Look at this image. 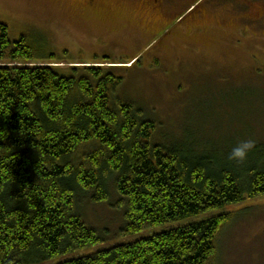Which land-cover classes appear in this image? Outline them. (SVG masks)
<instances>
[{
  "label": "trees",
  "instance_id": "trees-1",
  "mask_svg": "<svg viewBox=\"0 0 264 264\" xmlns=\"http://www.w3.org/2000/svg\"><path fill=\"white\" fill-rule=\"evenodd\" d=\"M29 40L12 42L1 26L0 264H41L96 246L100 238L77 208L84 199L109 201L112 187L127 208L126 233L264 197L263 144L239 164L229 153L160 144L154 122L114 101L122 79L102 68L64 77L35 65ZM233 219L221 215L64 264H214Z\"/></svg>",
  "mask_w": 264,
  "mask_h": 264
},
{
  "label": "rangeland",
  "instance_id": "rangeland-1",
  "mask_svg": "<svg viewBox=\"0 0 264 264\" xmlns=\"http://www.w3.org/2000/svg\"><path fill=\"white\" fill-rule=\"evenodd\" d=\"M171 1L175 8L161 21L145 0H0V37L2 25L12 42L28 37L35 65L64 77L102 68L122 79L114 101L154 122L160 144L182 142L214 157L245 139L264 145V27L228 0ZM122 200L112 187L105 203L80 202L78 216L100 242L41 264L92 257L221 215L234 219L214 264H264V197L138 233L125 232Z\"/></svg>",
  "mask_w": 264,
  "mask_h": 264
},
{
  "label": "flooded vegetation",
  "instance_id": "flooded-vegetation-1",
  "mask_svg": "<svg viewBox=\"0 0 264 264\" xmlns=\"http://www.w3.org/2000/svg\"><path fill=\"white\" fill-rule=\"evenodd\" d=\"M145 1L148 2L152 11L159 14L158 17L161 18V21L165 20L166 12L175 8V4L171 0ZM90 2L95 4L98 0H90ZM228 5L234 6L233 11L243 19L255 23L258 27H264V0H228Z\"/></svg>",
  "mask_w": 264,
  "mask_h": 264
},
{
  "label": "clouds",
  "instance_id": "clouds-1",
  "mask_svg": "<svg viewBox=\"0 0 264 264\" xmlns=\"http://www.w3.org/2000/svg\"><path fill=\"white\" fill-rule=\"evenodd\" d=\"M254 147L255 141L251 139L242 140L231 149L228 159L234 163H243L247 160Z\"/></svg>",
  "mask_w": 264,
  "mask_h": 264
}]
</instances>
